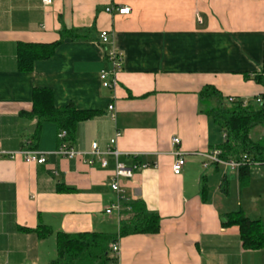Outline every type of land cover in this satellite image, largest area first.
I'll list each match as a JSON object with an SVG mask.
<instances>
[{
  "label": "crops",
  "instance_id": "obj_1",
  "mask_svg": "<svg viewBox=\"0 0 264 264\" xmlns=\"http://www.w3.org/2000/svg\"><path fill=\"white\" fill-rule=\"evenodd\" d=\"M123 6L129 14H119ZM58 41L51 57L19 69L20 43ZM112 48L123 66L104 87ZM263 63L264 0H0V150L7 152L0 154V264H50L60 232L116 236L119 252L110 251L107 264H264V248H246L237 225H222L242 212L264 228V164L251 165L242 184L240 169L206 156L226 134L202 111L200 95L213 86L224 102L264 101V85L253 79ZM38 88L50 89L58 108L97 112L77 124L72 143L61 144L57 125L44 123L34 150L46 153L45 164L20 153L36 127L21 113L32 110ZM118 132L117 158L107 150ZM93 143L103 154H92ZM63 145L81 155L57 154ZM176 150L186 161L179 176ZM118 162L148 166L119 179L124 208L107 213L118 199L111 187ZM136 201L160 216V229L121 237ZM39 227L50 234L40 237Z\"/></svg>",
  "mask_w": 264,
  "mask_h": 264
},
{
  "label": "trees",
  "instance_id": "obj_2",
  "mask_svg": "<svg viewBox=\"0 0 264 264\" xmlns=\"http://www.w3.org/2000/svg\"><path fill=\"white\" fill-rule=\"evenodd\" d=\"M73 33H70V36ZM62 36L68 34L62 32ZM60 43L19 44L18 63L19 69L29 72L38 59L51 57ZM253 79L264 85L263 69L255 73ZM202 111L212 118L226 134L224 142L220 146L222 157L225 159L240 160L247 156L251 161L264 164V101L257 103L251 100L247 105L243 101L229 102L224 106V100L220 92L213 86H206L201 92ZM261 97V96H260ZM97 112L78 110L75 106L56 107L54 95L50 89H35L33 95V107L30 112H22L21 116L36 120V127L26 139L25 147L36 149L42 126L46 122L57 125L59 133L66 132V136L60 139V143H72L75 140L76 127L81 121L94 118ZM257 130V131H256ZM241 183L248 180L250 166H242L239 170ZM132 216L121 223L119 236L132 234L156 233L160 229V216L149 213L142 201L128 203ZM222 225L225 227L237 225L240 229L241 239L246 248H264V228L259 220H252L242 212L227 214L222 217ZM37 233L40 237H46L50 230L39 227ZM58 257L50 264H107L110 261L112 245L117 241L116 236L104 233H58Z\"/></svg>",
  "mask_w": 264,
  "mask_h": 264
},
{
  "label": "built area",
  "instance_id": "obj_3",
  "mask_svg": "<svg viewBox=\"0 0 264 264\" xmlns=\"http://www.w3.org/2000/svg\"><path fill=\"white\" fill-rule=\"evenodd\" d=\"M53 1L54 0H43V3L45 6H49L52 4ZM106 11L111 13V12H113V8L112 7L107 8ZM117 11L119 12V14H129L130 8L123 6V7H119L117 9ZM101 41L104 44L108 43L110 41V35L107 31H104L101 33ZM106 57L111 62L113 68L111 71L103 70L100 74V79H101L102 85L104 87H111V85L113 83H115V81H116V79H115L116 71L121 69L123 66V56L116 49L112 48V49L107 51ZM255 100L257 103L262 102V98L260 96L256 97ZM231 101L234 102L236 100L232 99ZM248 103H249L248 100L243 101L244 105H247ZM109 110L111 112V115L114 117L115 116V107L113 105H110ZM119 135H120V133L118 132L116 135V138H113L111 140L110 145H109L108 150H107L108 154H113L117 158L120 155V151L116 147V141H117V138ZM65 136H66V132L63 131V132L59 133L60 139H63ZM172 143L176 146L179 145L180 144V138L174 137L172 139ZM20 153L24 156V158L27 162H35L38 164H45L47 162L46 153H41L39 151L31 150L28 148L22 149ZM56 153L61 155V156L70 157V158L81 155L80 152H78L72 148H67L64 145L61 146ZM0 154H7V152L0 150ZM92 154L97 155V156L103 154L99 150L97 143L92 144ZM174 154L176 156V159L173 163L172 169H173V173L175 175L179 176L182 174L185 163H186L185 154L183 152H181L180 150H176L174 152ZM206 156L208 158H210V160L212 162H216V163L224 162V163H226L228 166H230V168L232 170H238L242 166H245V165L251 166L254 164H259V163L251 161L247 156L242 157L240 160L224 159V158H222V151L221 150H216L213 153L206 154ZM101 165L103 167H105L107 165V161L104 158L101 160ZM146 166H148L147 163H141V162H136L130 167L126 166L125 164H123L121 162L117 163V167H116V170L114 173V178L112 180L111 187H112L113 191L117 194L118 199H117L116 203L112 204L109 208H107V210H106L107 213H112V210H116L117 212H121L124 208L125 196L123 194V190L120 188L119 179L120 178H131L136 170H138L142 167H146ZM112 252L114 254H118V252H119V247L116 243L112 245Z\"/></svg>",
  "mask_w": 264,
  "mask_h": 264
},
{
  "label": "rangeland",
  "instance_id": "obj_4",
  "mask_svg": "<svg viewBox=\"0 0 264 264\" xmlns=\"http://www.w3.org/2000/svg\"><path fill=\"white\" fill-rule=\"evenodd\" d=\"M229 105V102L225 101L224 102V106H228ZM257 131V130H256Z\"/></svg>",
  "mask_w": 264,
  "mask_h": 264
}]
</instances>
